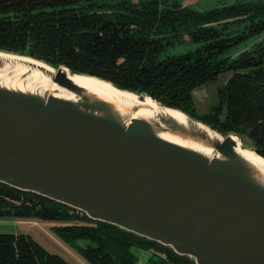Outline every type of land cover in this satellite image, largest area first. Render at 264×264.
Masks as SVG:
<instances>
[{
  "label": "water",
  "instance_id": "1",
  "mask_svg": "<svg viewBox=\"0 0 264 264\" xmlns=\"http://www.w3.org/2000/svg\"><path fill=\"white\" fill-rule=\"evenodd\" d=\"M4 55L31 60L57 89L8 83ZM0 74V182L196 264H264V169L240 152L238 133L93 76L159 108L135 116L72 78L92 75L17 52L0 49Z\"/></svg>",
  "mask_w": 264,
  "mask_h": 264
},
{
  "label": "trees",
  "instance_id": "2",
  "mask_svg": "<svg viewBox=\"0 0 264 264\" xmlns=\"http://www.w3.org/2000/svg\"><path fill=\"white\" fill-rule=\"evenodd\" d=\"M238 21L246 28L230 30ZM262 33L264 0L207 10L178 0H0V49L147 93L224 134L248 136L264 156V38L238 50ZM184 42L195 48L169 52ZM225 71L232 75L218 89L217 102L198 113L194 90ZM73 213L81 212L0 182V218L55 222L53 232L90 264H138L133 248L139 240L165 253L153 264H196L161 243ZM78 219L97 224L80 225ZM0 264L70 263L29 234L0 233Z\"/></svg>",
  "mask_w": 264,
  "mask_h": 264
},
{
  "label": "rangeland",
  "instance_id": "3",
  "mask_svg": "<svg viewBox=\"0 0 264 264\" xmlns=\"http://www.w3.org/2000/svg\"><path fill=\"white\" fill-rule=\"evenodd\" d=\"M184 5L192 6L199 10H207L210 8L223 7L226 5L234 4L237 0H178ZM231 24V23H230ZM229 24V25H230ZM230 30L242 31L246 28V21H238L231 24ZM229 29V28H228ZM243 42L239 45V49L250 47V43L254 38ZM196 44L192 43H175L170 47L169 52L180 54L189 49H194ZM232 71H225L220 74L217 82L205 84L194 90L195 108L198 113L207 112L210 106L217 102V93L220 87H223ZM242 141L249 147L256 150V144L248 136L241 137ZM80 218H84L81 213H73ZM87 221V220H85ZM57 225L53 221L36 220V219H8L0 218V233H14V234H29L42 244L51 253L59 254L65 257L71 264H90L79 253L72 249L68 244L62 241L54 232L52 227ZM143 263V261H142Z\"/></svg>",
  "mask_w": 264,
  "mask_h": 264
},
{
  "label": "bare ground",
  "instance_id": "4",
  "mask_svg": "<svg viewBox=\"0 0 264 264\" xmlns=\"http://www.w3.org/2000/svg\"><path fill=\"white\" fill-rule=\"evenodd\" d=\"M3 58L7 60L8 64L1 72L4 75L9 74L10 76L7 77L8 83H15L20 86H30V87H44L46 89L52 90L57 89L56 85L51 82L50 77L39 69H34L31 72V68L28 64L24 62H32L31 60L12 57L9 55H4ZM38 64V63H35ZM38 66H42L40 63ZM31 72L25 78L23 75ZM2 75V74H0ZM72 78L86 86L96 94L102 96L103 98L114 102L119 108L124 110L125 112L132 111L133 115H143V116H152L155 114L157 110H159L158 106L152 102L151 99H147L144 102H140L137 100L134 94L123 92L116 89L112 84L101 80L97 77L93 76H79L74 75ZM138 106V110L134 111L133 108ZM141 106V107H139ZM171 114H173L176 118L182 119V115L177 111L169 110ZM239 150L240 152L246 156L249 160L254 162L256 165L260 166L264 169V158L260 156L256 151H254L250 147H246L244 143L238 139Z\"/></svg>",
  "mask_w": 264,
  "mask_h": 264
},
{
  "label": "flooded vegetation",
  "instance_id": "5",
  "mask_svg": "<svg viewBox=\"0 0 264 264\" xmlns=\"http://www.w3.org/2000/svg\"><path fill=\"white\" fill-rule=\"evenodd\" d=\"M80 225H96L97 223L93 221H85V220H77L75 222ZM135 244L138 247H134L133 249L138 252V264H153V260L157 261H163V259L166 258V255L164 252H161L159 248H157V245L150 241H137ZM80 244L85 245L84 242H80ZM144 248V249H143ZM143 261V263H142ZM160 263V262H159ZM169 264V263H167Z\"/></svg>",
  "mask_w": 264,
  "mask_h": 264
},
{
  "label": "crops",
  "instance_id": "6",
  "mask_svg": "<svg viewBox=\"0 0 264 264\" xmlns=\"http://www.w3.org/2000/svg\"><path fill=\"white\" fill-rule=\"evenodd\" d=\"M63 257V256H62ZM64 259H66L65 257H63ZM67 260V259H66ZM68 261V260H67ZM69 262V261H68ZM70 263V262H69ZM71 264V263H70Z\"/></svg>",
  "mask_w": 264,
  "mask_h": 264
}]
</instances>
